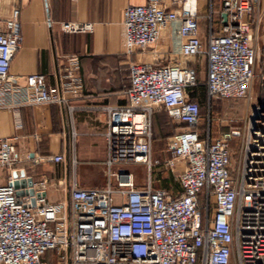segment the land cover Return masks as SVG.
<instances>
[{
	"label": "built area",
	"instance_id": "2783aa9c",
	"mask_svg": "<svg viewBox=\"0 0 264 264\" xmlns=\"http://www.w3.org/2000/svg\"><path fill=\"white\" fill-rule=\"evenodd\" d=\"M209 34L205 47L198 38L196 0H145L122 11L123 52L135 54L155 43L161 30L174 24L183 56L204 54V91L214 98L244 96L253 77L256 46L251 12L256 0H207ZM175 4V5H171ZM218 31L212 33L215 14ZM19 9L0 16V92L4 105L39 102L66 104V92L76 96L81 81L76 55L66 56L57 83L42 72L25 76L24 84L9 80L10 61L21 44ZM76 31L89 24L61 22ZM127 104L105 106L104 137L108 177L102 186H72L67 200L49 201L38 194L17 195L10 175L0 186V264H264V97L245 129L236 127L211 135L195 128L200 103L188 96L197 85L194 66L128 63ZM163 107L169 118L184 123L166 141L177 164L179 192L152 187L150 179L137 187L122 164L142 163L149 169L151 118ZM239 137V158L233 173L230 141ZM48 159L62 160L61 154ZM19 158L14 136H0V167L13 168ZM116 165V169L112 167ZM35 191V190H34ZM36 192V191H35ZM51 251L55 259H43Z\"/></svg>",
	"mask_w": 264,
	"mask_h": 264
},
{
	"label": "crops",
	"instance_id": "0c3cea01",
	"mask_svg": "<svg viewBox=\"0 0 264 264\" xmlns=\"http://www.w3.org/2000/svg\"><path fill=\"white\" fill-rule=\"evenodd\" d=\"M144 1L0 0L1 17L8 16L14 6L19 9L18 26L22 40L10 61V82L24 84L27 74L42 72L46 82L57 83L68 55L78 57L77 74L81 81L79 94L73 96L71 92L65 93L73 106L71 110L66 104L47 102L6 106L0 92V136L15 137V151L19 158L13 168L0 167V186L8 184L10 172L14 168H23L25 176L32 178L34 190L44 192L51 202L67 200L74 185L102 186L108 177L104 107L127 104L125 91L129 86L128 63L132 59L152 64L178 63L196 69L202 62L198 56H203V76L198 75L196 70L197 84L203 83V87L198 89L196 85L189 88L188 96L199 103L202 98L206 100L205 55H181L177 49L179 38L174 24L165 26L158 40L145 49L132 55L123 52V8ZM214 4L219 9V1L216 0ZM196 8L198 38L201 46L205 47L209 34L205 15L207 8L199 12L197 0ZM218 18L223 20L221 13L218 17L215 14L212 33L218 31ZM250 19L254 31L252 41L258 52L264 49V0H257ZM61 22L87 23L89 28L62 30ZM151 119V154L166 159L170 155L166 147L167 139L185 124L171 120L163 107L156 108ZM195 128L200 133L205 129L199 124ZM215 134L211 132V135ZM55 154H61L62 160L48 159ZM141 165L130 162L122 164V167L131 173L134 182ZM179 165L170 168L159 163V166H163L160 171L169 173L174 183L163 181L157 187L165 188L172 194L178 193L176 173ZM112 169L115 170L116 165ZM166 177L169 181L170 177ZM145 184L135 185L143 187ZM46 255L43 259H47Z\"/></svg>",
	"mask_w": 264,
	"mask_h": 264
},
{
	"label": "rangeland",
	"instance_id": "374dc122",
	"mask_svg": "<svg viewBox=\"0 0 264 264\" xmlns=\"http://www.w3.org/2000/svg\"><path fill=\"white\" fill-rule=\"evenodd\" d=\"M216 0H214L215 2ZM198 10L203 11L207 8V0H197ZM215 6V4H214ZM257 6V0L255 2V8ZM254 7V6H253ZM198 59H201L202 62L200 66H196L197 74L203 76L204 72V58L203 56H198ZM203 82V81H199ZM203 84V83H202ZM197 84L198 89L202 88L203 85ZM201 93V91H200ZM264 97V49H260L256 52L255 61L253 63V77L251 83L248 87V90L244 96L238 98H214L210 105L207 101L202 98L200 101V121L199 126L206 128L208 127L210 133H218L220 130H224L230 126L239 128L240 130L245 129L247 125L248 117L250 114L257 113V108L261 99ZM152 159L158 160L160 164L163 163L165 158L160 156H153ZM239 158V137L235 136L230 141V167L232 168L233 173L237 169ZM129 164V163H127ZM132 164V163H131ZM130 164V165H131ZM133 168H138L136 165H131ZM159 163L151 164L148 169L145 164H142L141 167L137 170V174L134 177V184L137 183H146L148 177L150 179L151 186L157 187L163 181L170 184L174 183L173 177L169 173H163L159 166ZM117 167V166H116ZM166 174V175H165ZM160 175V176H159ZM170 177L167 181V177ZM47 259H55L56 256H52L51 251L47 252Z\"/></svg>",
	"mask_w": 264,
	"mask_h": 264
},
{
	"label": "water",
	"instance_id": "95a60500",
	"mask_svg": "<svg viewBox=\"0 0 264 264\" xmlns=\"http://www.w3.org/2000/svg\"><path fill=\"white\" fill-rule=\"evenodd\" d=\"M221 16L224 21L226 19V14L221 13ZM10 175L13 178L12 185L15 188V193L17 195L23 193H35L36 195L38 194V192L34 191L32 178L29 176H25V171L23 168H14L13 170H11ZM41 194L44 195V192H41Z\"/></svg>",
	"mask_w": 264,
	"mask_h": 264
},
{
	"label": "trees",
	"instance_id": "16d2710c",
	"mask_svg": "<svg viewBox=\"0 0 264 264\" xmlns=\"http://www.w3.org/2000/svg\"><path fill=\"white\" fill-rule=\"evenodd\" d=\"M229 127H227L226 129H228Z\"/></svg>",
	"mask_w": 264,
	"mask_h": 264
}]
</instances>
